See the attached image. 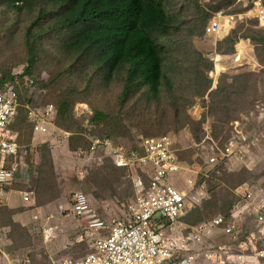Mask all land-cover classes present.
I'll list each match as a JSON object with an SVG mask.
<instances>
[{"label":"rangeland","instance_id":"rangeland-1","mask_svg":"<svg viewBox=\"0 0 264 264\" xmlns=\"http://www.w3.org/2000/svg\"><path fill=\"white\" fill-rule=\"evenodd\" d=\"M238 1L215 0L212 4L216 10L236 17L231 30L214 39L204 37L203 30L216 10L201 0H163L166 11L177 15L179 25L177 36L163 40L168 46L165 68L175 59L181 63L187 61L206 79L199 76L194 89L191 88L193 79L188 85L184 82L185 88L181 89L179 96L181 109L177 114L168 110L155 118L153 113L145 112L144 107H119L111 98L98 103L117 116L112 122L116 132L112 137L117 140L137 141V136L159 137L165 134L173 138L174 150L183 167L189 170L175 183L178 189L188 194L186 208L197 203L189 191L194 187L190 182L197 184L200 175L192 171L201 168L202 154L211 146V141L223 144L234 136L245 137L250 143L256 164L252 168L242 165L216 168L205 181V199L183 218V222L194 225L220 215L225 223L235 221L243 228V233L233 241L225 232L219 231L213 239L215 249H230L228 253L232 255L225 259V256L216 254L209 260L203 254L206 249H203L191 264H234L227 260L242 255L245 249L249 250L246 253L251 255L252 264H264V258L259 257L264 255V23L245 15L249 10ZM6 24L4 19L0 20V30ZM18 31L19 24L13 26L7 38L0 37V78L7 75L10 68V74H17L18 79L15 85L17 107L7 129L15 136L19 148L15 159L19 164V174L10 187V196L13 195L16 201L0 207V233L5 234L0 236V251L12 261L26 258L28 264H59L63 258H77L91 251L83 237V226L91 219L105 218L104 206L110 208L130 201L135 195L131 178L136 173L110 165L104 167L105 164L86 169L73 164L71 157L76 147L82 146L89 134L97 136L94 130L104 135L101 127L88 126L90 131L78 134L81 140L73 141L70 140L72 132L57 125L56 128L67 136L61 138L57 133L47 136L34 133V124L28 120L27 109L34 103L27 101L28 94L24 90L19 93L25 81L18 75L26 66V56L17 41ZM250 55L256 61L253 70L245 65L250 62ZM33 69L37 76L34 107L55 106L56 97L65 83L64 77L57 79L61 65L44 51ZM78 82L70 100L75 106L79 124L92 112L83 102L85 97L78 93ZM101 91L106 93L102 88ZM146 117L151 120H145ZM85 124L86 121L83 126ZM243 185H252L256 191L253 204L241 202L236 193ZM21 190H31L34 194L30 203H23V206L16 193ZM76 192L88 197L90 211L83 218L71 220L67 216V208ZM46 224L55 227L51 240H45L41 235V227ZM79 235L83 241L76 244ZM238 264L246 263L241 259Z\"/></svg>","mask_w":264,"mask_h":264},{"label":"built area","instance_id":"built-area-1","mask_svg":"<svg viewBox=\"0 0 264 264\" xmlns=\"http://www.w3.org/2000/svg\"><path fill=\"white\" fill-rule=\"evenodd\" d=\"M214 1L201 0L206 5ZM238 3L249 10L245 15L264 23V0H239ZM235 18L222 10H216L203 30L204 37L218 39L225 35L224 29L227 34ZM17 82L16 74L12 81L4 83L0 88V206L8 204L9 186L19 168L15 163L19 148L15 136L7 129L17 107ZM28 84L31 85L32 82L28 81ZM27 109L28 119L34 124V133L51 135L56 113L54 108L47 105ZM136 138L138 140L133 142L115 141L89 134L83 146L73 154L72 161L79 168L102 166L109 160L117 168L135 172L136 175L131 178L135 195L126 203L115 204L110 208L104 206L105 218L91 219L83 226V237L91 251L78 258H63L59 264H166L174 260H177L176 264H191L203 249H206L203 254L209 260L216 254L219 257L225 256V259L231 256L228 253L230 249H215L213 239L219 231H223L231 240L237 241L243 228L237 226L235 221L225 223L224 218L217 215L188 225L183 222V218L205 199V181L216 168L228 165L252 168L256 164L246 138L232 136L222 147L211 143L210 147L205 148L201 168L192 171L193 174L200 175V181L197 184L190 182V186L194 187L189 195L197 203L187 208L185 202L188 194L178 189L175 183L178 177L189 170L179 160L172 137L165 134ZM236 193L243 203L253 204L256 200V191L252 185H243ZM32 197L33 193L30 191L21 192L24 203H29ZM70 202L67 216L71 220L83 218L90 211V201L81 192L73 194ZM248 210H251L250 207ZM41 229L45 240L53 239V225L46 224ZM4 235L3 232L0 233V236ZM83 237L79 235L76 244L81 243ZM248 251L245 249L242 255H235L227 262L238 264L244 259L246 264H252ZM259 257L264 258V255ZM3 262L2 264H28L26 258L12 261L5 255Z\"/></svg>","mask_w":264,"mask_h":264},{"label":"trees","instance_id":"trees-1","mask_svg":"<svg viewBox=\"0 0 264 264\" xmlns=\"http://www.w3.org/2000/svg\"><path fill=\"white\" fill-rule=\"evenodd\" d=\"M212 4L214 2L207 5L215 11L217 7ZM2 19L7 22L0 30L2 39L19 24L17 41L26 56V66L18 75L25 81L20 93L24 90L28 94L27 101L34 103L31 107L36 100L37 76L33 68L39 55L47 51L51 59L61 65L57 79L64 77L65 83L53 106L54 125L72 132L71 141L80 139L78 134L90 131L88 126L102 128L104 135L94 130L96 137L117 141L112 137L116 133L112 122L117 116L98 105L108 98L119 107H144V111L153 113L155 118L168 110L175 115L181 109L179 96L185 88L184 82L188 85L193 79L191 88L194 89L198 77L202 76L187 61L181 63L175 59L165 68L168 46L163 40L177 36L179 25L177 15L166 11L163 0H0ZM250 57L245 65L253 70L256 61L252 55ZM14 77L8 68L7 75L0 78V88ZM202 80L206 79L202 76ZM76 82L78 93L85 97L83 102L92 112L79 124L70 100ZM145 120L151 119L146 117ZM211 142L217 147L223 146ZM104 164V167L117 168L109 160Z\"/></svg>","mask_w":264,"mask_h":264},{"label":"clouds","instance_id":"clouds-1","mask_svg":"<svg viewBox=\"0 0 264 264\" xmlns=\"http://www.w3.org/2000/svg\"><path fill=\"white\" fill-rule=\"evenodd\" d=\"M9 82V81H8ZM6 83V82H5ZM30 85V84H29ZM19 93H20V89H19ZM52 106V105H51ZM78 106H80V105H77V107ZM45 107V106H44ZM53 107V106H52ZM27 108H43V107H27ZM56 114V113H55ZM29 120V119H28ZM30 122V121H29ZM51 132H52V134H54V133H57L58 135H59V137H61V138H63V137H65V136H63V134H66V133H64V132H62V131H60L59 129H57L56 127H55V125H54V123H53V127L51 128ZM14 136V135H13ZM66 136H67V134H66ZM173 139V138H172ZM126 141H128V140H126ZM135 141V140H134ZM174 141V140H173ZM129 142H133V141H129ZM83 146V145H82ZM79 148V147H78ZM77 148V149H78ZM77 149L75 150V151H77ZM75 153V152H74ZM73 156V155H72ZM71 159H72V157H71ZM73 162V161H72ZM73 164H74V162H73ZM18 166H19V164H18ZM17 174H19V168H18V170H17V172H16V174L14 175V178H15V176L17 175ZM12 182V181H11ZM11 187V183H10V186H9V188ZM28 191V190H27ZM30 192H32L33 193V191H31V190H29ZM10 192H11V189H10ZM23 192V191H22ZM34 195V194H33ZM32 199H33V197H32ZM31 199V200H32ZM9 203V202H8ZM30 203V202H29ZM1 207V206H0ZM202 222V221H201ZM188 225H191V224H188ZM42 235V234H41ZM43 237V236H42ZM176 262V261H175ZM177 263V262H176Z\"/></svg>","mask_w":264,"mask_h":264},{"label":"crops","instance_id":"crops-1","mask_svg":"<svg viewBox=\"0 0 264 264\" xmlns=\"http://www.w3.org/2000/svg\"><path fill=\"white\" fill-rule=\"evenodd\" d=\"M223 33L226 34V30H225V29H224ZM13 181H14V180H13ZM13 181L11 182V185H12ZM22 191H26V190L17 191L16 193L18 194V199H19L21 205L23 206V203H24V202L21 200V192H22ZM11 193H12V191L10 192V194H11ZM9 201H10V203H11V202H15V201H16V198H15L13 195H11V196L9 197ZM24 204H25V203H24ZM3 261H4V255L0 252V264L4 263Z\"/></svg>","mask_w":264,"mask_h":264}]
</instances>
